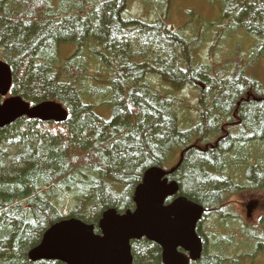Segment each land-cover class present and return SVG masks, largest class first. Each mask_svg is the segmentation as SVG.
<instances>
[{"label":"trees","instance_id":"1","mask_svg":"<svg viewBox=\"0 0 264 264\" xmlns=\"http://www.w3.org/2000/svg\"><path fill=\"white\" fill-rule=\"evenodd\" d=\"M133 1L0 0V61L12 70L8 96L31 106L56 102L68 112L63 123L22 117L0 128V264H63L28 254L64 220L99 234L104 213L134 210L144 173L163 169L177 153L182 159L168 178L178 196L218 216L207 238L199 230L203 253L190 264H229L222 245L238 234L244 257L251 242L257 256L264 253V215L254 230L231 233L229 218L237 214L230 209L226 219L223 207V183L234 171L243 173L247 190L264 196V94L249 73L264 65V0H208L216 6L211 18L188 10L179 17L196 14L188 32L168 30L175 0H146L159 9L155 20L128 14ZM230 30L241 31L237 39L245 35L247 47L236 43V56L218 66L203 63L202 52ZM154 80L168 90L158 91ZM188 88L197 91L196 131L177 117V104L191 109L177 98ZM229 124L239 138L227 134ZM130 246L132 264H162L156 244L141 239Z\"/></svg>","mask_w":264,"mask_h":264},{"label":"water","instance_id":"2","mask_svg":"<svg viewBox=\"0 0 264 264\" xmlns=\"http://www.w3.org/2000/svg\"><path fill=\"white\" fill-rule=\"evenodd\" d=\"M12 70L0 61V97L8 94ZM67 111L56 102L31 106L20 97H10L0 103V128L22 117L42 122L63 123ZM165 173L151 168L144 174L134 194L135 209L118 215L106 212L100 223V234L78 220L52 226L29 257L32 260H56L64 264H132L130 242L142 238L160 246L165 264H185L177 252L180 248L198 259L201 242L195 234L202 208L178 198L164 206V200L177 191L174 182L168 183ZM167 194V195H165Z\"/></svg>","mask_w":264,"mask_h":264},{"label":"rangeland","instance_id":"3","mask_svg":"<svg viewBox=\"0 0 264 264\" xmlns=\"http://www.w3.org/2000/svg\"><path fill=\"white\" fill-rule=\"evenodd\" d=\"M216 8V6L214 4H211L208 0H175L174 5H173V10L176 11L175 13V17L171 16V18H169L168 16V20L169 23L171 24L168 27V30L173 31L175 28H179L180 32L185 31L188 32L189 27L188 26H194L197 22H198V18L205 20L203 17H207V18H211L214 13H213V9ZM188 10L190 12H194L196 11V13H198L199 15L196 14H184V18L185 20H181L179 17H183V13ZM159 9L154 7L152 8L149 4L146 3V0H134L131 6V10L129 11L128 14H130L133 17H138V18H143L146 20H155L157 18V16L159 15ZM197 16L198 18L194 17ZM203 17H201V16ZM216 19L219 20L220 19V13L218 12L216 15ZM212 21H215L214 18L211 19ZM185 23H190L189 25L185 24ZM239 32V31H238ZM241 32V31H240ZM237 33L238 35L240 34ZM236 31H232L230 30V34L231 36H226L223 37L221 39H219L218 42H214L211 43L207 49H205L202 52V61L205 64H209L211 66H218L220 65L225 59H231L232 57L236 56V49H235V44L236 43H240V44H244L246 46V43L248 42V39H246L243 35L242 38H244V40L242 41V39H237V34H235ZM235 34V36H234ZM233 36V37H232ZM236 40H241L239 42H236ZM214 47V50H210V48ZM247 47V46H246ZM71 48H68V51H71ZM74 50V49H73ZM65 51V50H64ZM232 56V57H231ZM264 62L263 60H259ZM259 61H255L257 64L259 63ZM261 65V64H260ZM255 66H251L249 68V73L250 75H252L254 81V85L257 86L259 88V91L263 92L264 94V65H261L260 68H257L256 71L254 70ZM232 72V71H230ZM256 73V74H255ZM223 76H226L223 74ZM152 85L154 87L157 88L158 91H167L168 88L164 85H162L158 80H154L152 82ZM197 96V91H192V90H185L181 93H179V95L177 96L178 100H181L183 98H185L187 100V103L189 104V106L191 107V109H186L185 106H178L177 104V113H178V119L180 120V124L182 126L183 129H190V128H195L198 124V120H197V110H194V108H196L198 106V102L197 99L195 98ZM213 133H211L210 135H212ZM197 135L198 134H194V139L193 141L197 140ZM264 145V144H263ZM173 159H171V161L169 162L168 165H166V167H164L163 169L165 171H169L171 169V167L175 164L176 162V154H173ZM238 175H236L237 177ZM222 182V181H220ZM236 182L238 184H240L241 186L248 187V182L246 183L243 180H239L236 179ZM238 195V194H237ZM251 202L252 204H256L258 206L254 208V211L251 212V217L247 218L245 215V208L244 205L245 203ZM230 204H232L233 206L231 207L232 209H234L240 217H233L229 218V219H234L232 228H231V233H237L239 232L240 228H243L242 231L251 229L254 230L256 228L255 221L252 222L251 220H259L258 218L260 217L259 213V209L262 208V203L258 200L257 197V193L253 190H243V193L238 195V197H234L232 202H230ZM231 209V210H232ZM63 213H65V211H63ZM236 219V220H235ZM248 224V226H244V224ZM226 226H229L228 224ZM210 227V225L208 226ZM215 227V225L211 228V229H207L205 228L204 230L206 232H210L213 230V228ZM216 230V229H215ZM250 231V230H249ZM263 231H264V222H263ZM226 232H228V229L226 230ZM237 237L234 238V240H229L232 241L233 243L227 245H222L223 248L225 249V256H226V260H230L231 262L229 264H249V262H253V264H264V253L261 252L260 256H257V248H258V244L257 243H253L251 242L249 246H247L248 241H247V237H246V248H249L248 256L244 257L245 253L243 252V250L240 248H236V244L238 242H240V238H239V234L236 235ZM221 239V238H218ZM224 239L222 240H218L215 241L216 243H221ZM245 240H243L244 242ZM211 241H209L208 245L211 244ZM228 242V240H227ZM214 242H212L210 249L212 250L215 245L213 244ZM207 245V247L209 248V246ZM264 248V245H263ZM214 254V256L216 257H220L217 255V253L215 252V249H213L212 251ZM243 253V254H242ZM233 254H236V256L232 257ZM244 255V256H243ZM244 257V258H242ZM257 260L255 263L254 261ZM225 264V263H224ZM228 264V263H226Z\"/></svg>","mask_w":264,"mask_h":264},{"label":"flooded vegetation","instance_id":"4","mask_svg":"<svg viewBox=\"0 0 264 264\" xmlns=\"http://www.w3.org/2000/svg\"><path fill=\"white\" fill-rule=\"evenodd\" d=\"M260 202L262 203V199L260 200ZM245 207H247V203H245V205H244V208ZM256 207L258 208V206L256 205ZM262 208H264V205L262 204ZM263 211H264V209H263ZM261 213H262V211H261Z\"/></svg>","mask_w":264,"mask_h":264},{"label":"snow or ice","instance_id":"5","mask_svg":"<svg viewBox=\"0 0 264 264\" xmlns=\"http://www.w3.org/2000/svg\"><path fill=\"white\" fill-rule=\"evenodd\" d=\"M165 195H167V194H165Z\"/></svg>","mask_w":264,"mask_h":264}]
</instances>
